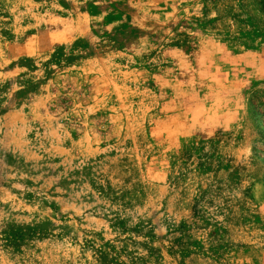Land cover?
<instances>
[{
	"label": "rangeland",
	"instance_id": "374dc122",
	"mask_svg": "<svg viewBox=\"0 0 264 264\" xmlns=\"http://www.w3.org/2000/svg\"><path fill=\"white\" fill-rule=\"evenodd\" d=\"M0 264H264V0H0Z\"/></svg>",
	"mask_w": 264,
	"mask_h": 264
}]
</instances>
